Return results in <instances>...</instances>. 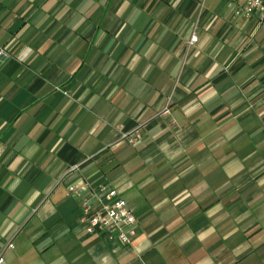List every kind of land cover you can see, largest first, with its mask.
Returning a JSON list of instances; mask_svg holds the SVG:
<instances>
[{
    "label": "crops",
    "instance_id": "obj_1",
    "mask_svg": "<svg viewBox=\"0 0 264 264\" xmlns=\"http://www.w3.org/2000/svg\"><path fill=\"white\" fill-rule=\"evenodd\" d=\"M207 1L0 0L2 264H264V22Z\"/></svg>",
    "mask_w": 264,
    "mask_h": 264
},
{
    "label": "built area",
    "instance_id": "obj_2",
    "mask_svg": "<svg viewBox=\"0 0 264 264\" xmlns=\"http://www.w3.org/2000/svg\"><path fill=\"white\" fill-rule=\"evenodd\" d=\"M199 3L201 7L206 0H188ZM235 7V15L243 19L255 18L258 23L264 22V0H225ZM198 41L196 29H193L189 45H194ZM8 57L4 49H0V66ZM163 114H168L166 108ZM127 142L136 146L141 142V137L134 134L123 135L119 143ZM68 195L80 199V218L79 223L83 226L86 233L94 235L105 233L108 239L116 238L120 243L128 245L136 236L135 217L133 211L126 202L120 197L118 192L100 186L93 191V201L83 198L79 189L75 186L68 188ZM2 264V258H0Z\"/></svg>",
    "mask_w": 264,
    "mask_h": 264
},
{
    "label": "rangeland",
    "instance_id": "obj_3",
    "mask_svg": "<svg viewBox=\"0 0 264 264\" xmlns=\"http://www.w3.org/2000/svg\"><path fill=\"white\" fill-rule=\"evenodd\" d=\"M210 4H212V5H216L217 4V5L223 6L224 2L222 0H208L207 1V6L210 5Z\"/></svg>",
    "mask_w": 264,
    "mask_h": 264
}]
</instances>
